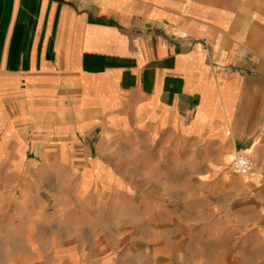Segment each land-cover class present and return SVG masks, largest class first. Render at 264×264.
Listing matches in <instances>:
<instances>
[{"label": "crops", "instance_id": "1", "mask_svg": "<svg viewBox=\"0 0 264 264\" xmlns=\"http://www.w3.org/2000/svg\"><path fill=\"white\" fill-rule=\"evenodd\" d=\"M0 264H264V0H0Z\"/></svg>", "mask_w": 264, "mask_h": 264}, {"label": "built area", "instance_id": "2", "mask_svg": "<svg viewBox=\"0 0 264 264\" xmlns=\"http://www.w3.org/2000/svg\"><path fill=\"white\" fill-rule=\"evenodd\" d=\"M231 166L234 173L241 176H247L257 167L256 163L251 158L241 153L234 156Z\"/></svg>", "mask_w": 264, "mask_h": 264}, {"label": "rangeland", "instance_id": "3", "mask_svg": "<svg viewBox=\"0 0 264 264\" xmlns=\"http://www.w3.org/2000/svg\"><path fill=\"white\" fill-rule=\"evenodd\" d=\"M234 157V156H233ZM233 157H232V159H233ZM232 159H231V162H230V164H229V171L230 172H232L233 174H235V175H237L236 173H234V171H233V168H232V166H231V163H232ZM241 176V175H240Z\"/></svg>", "mask_w": 264, "mask_h": 264}, {"label": "bare ground", "instance_id": "4", "mask_svg": "<svg viewBox=\"0 0 264 264\" xmlns=\"http://www.w3.org/2000/svg\"><path fill=\"white\" fill-rule=\"evenodd\" d=\"M234 158V157H233ZM233 160V159H232Z\"/></svg>", "mask_w": 264, "mask_h": 264}]
</instances>
